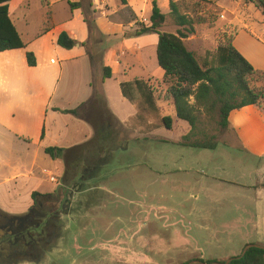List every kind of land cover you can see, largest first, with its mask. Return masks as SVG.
Here are the masks:
<instances>
[{
	"label": "rangeland",
	"instance_id": "374dc122",
	"mask_svg": "<svg viewBox=\"0 0 264 264\" xmlns=\"http://www.w3.org/2000/svg\"><path fill=\"white\" fill-rule=\"evenodd\" d=\"M76 1L12 0L11 18L27 49L10 53V58L0 54V60L8 59L0 69L1 78L16 65L13 80L0 85V197L4 205L24 212L33 193L54 191L51 176L61 181L67 174L72 182L84 175L88 192L77 214V226L66 233L51 264L223 262L240 255L247 245L264 246V155L253 150L264 146V116H250L248 126L241 121L250 145L232 127L221 130L206 116L201 117L198 137L216 136V149L181 145L191 127L177 118L174 109L158 107L159 99H165L166 84L149 85L157 112L137 90L129 91L131 99L121 88L136 79L148 83V76L160 69L157 45L142 40H153L156 35L137 36L136 32L148 25L155 1L168 14L169 0H127V5L104 0L94 8L90 6L93 0ZM174 1L195 22L207 20L196 23L194 33L184 40L200 63L226 38L235 39L238 28L248 31V27L261 46L243 39L237 50H245L264 67L263 7L247 0ZM71 2L78 8L72 9ZM161 31L176 34L178 27L170 19ZM62 32L77 39L73 49L57 44ZM27 52L35 54L36 67L28 65ZM121 53L124 56L117 66L116 56ZM19 54L26 65L12 60ZM91 59L114 68L113 79L105 82L121 88L126 99L123 110H132L127 127L141 128L144 137L140 141L131 140L129 130L120 128L109 114L97 121L95 138L86 139L89 130L71 111L89 96ZM94 79L95 99L100 100L99 79ZM109 96L114 98L110 106L117 108L120 99L113 93ZM41 109L56 112L47 120L56 131L54 138L61 134L65 148L77 147L64 155L65 162L52 159L39 145L45 121ZM82 115L92 119L89 110ZM167 116L173 120L171 128L164 123ZM106 121L112 127L104 133ZM85 139L84 145L75 146ZM15 185L23 190L9 196V188ZM30 190H34L31 196Z\"/></svg>",
	"mask_w": 264,
	"mask_h": 264
},
{
	"label": "trees",
	"instance_id": "16d2710c",
	"mask_svg": "<svg viewBox=\"0 0 264 264\" xmlns=\"http://www.w3.org/2000/svg\"><path fill=\"white\" fill-rule=\"evenodd\" d=\"M198 1L212 3L208 0ZM247 1L264 8L262 1L259 2L261 4L257 3V0ZM121 2L124 5L128 4L127 0ZM11 3L12 0H0V53L27 49V44L11 18ZM169 3L170 12L164 14L155 1L149 26L143 24L136 35L157 34L159 37L157 59L160 68L164 71V83L167 85L165 98L173 102L177 118L187 122L191 127L190 133L183 137L180 144L214 150L217 147L216 136L198 137L202 135L201 117L206 116L215 122L219 129L228 130L231 127L229 118L234 111L253 106L264 116V70L255 68L237 50L233 44L234 37L222 41L215 52H207L206 59L200 63L196 54L187 48L184 40L189 34L194 33V25L206 23V18H200L195 22L182 13L179 2L169 0ZM69 4L72 9H77L79 6L74 3ZM170 19L178 27L176 34L161 31ZM57 44L66 50H71L77 41L66 32H62ZM26 59L30 67L37 66L34 53L27 52ZM111 77V69L105 67L103 79ZM121 88L124 96H130L131 99L129 91L137 90L149 108L157 112L154 92L146 81L136 79L132 83L121 84ZM71 112L77 115L76 110ZM163 120L168 128L172 127L173 121L170 117H165ZM65 151L59 147H48L45 149V154L56 160L63 158ZM37 196L39 193H33V200ZM230 264H264V249L251 248L242 259L234 260Z\"/></svg>",
	"mask_w": 264,
	"mask_h": 264
},
{
	"label": "crops",
	"instance_id": "0c3cea01",
	"mask_svg": "<svg viewBox=\"0 0 264 264\" xmlns=\"http://www.w3.org/2000/svg\"><path fill=\"white\" fill-rule=\"evenodd\" d=\"M80 1L81 0H77L76 2H80ZM101 3H104V0H93V2L90 3V6L92 8H94L98 4L101 5ZM146 24H148V26H149V20L146 21ZM245 28H247L248 31L244 30L243 28H238L237 34H236L235 39H234V46L236 48H238V43L240 41H242L243 39L247 40L248 44H252L253 46H261L260 42L254 36H252L249 33L250 28H248V27H245ZM155 35L156 36L154 37L153 40H152V37H151V39H142V40H146L145 43H154V44H156L158 46L159 37H158L157 34H155ZM139 39H140V37H139ZM75 40L77 41V39H75ZM15 51H21V50L8 51V52H5V53H0V54H9L8 58H10V53L15 52ZM239 51H241V53L250 61V63L253 66H255V68L264 70V67L259 66L253 60H251V58H250L251 56H249L248 53L245 50L239 49ZM123 56H124V53L117 54V56H116V65L117 66L119 65V60ZM12 60L13 61L16 60L18 65H19V61L22 60V62H24V64L26 65V63L24 61V57H22L21 54H19V56L16 55V56L12 57ZM7 61H8V59L6 61L5 60H0V69L5 68V64H6ZM21 63H20V67H22ZM11 65H13V62L11 63ZM90 65H91L90 68H89L90 69V77H92V80L90 78V81L88 82V87H87L89 96H88V98H87V100L85 102H82V101L78 102L77 105H76L77 108L75 109L77 111V116H78L79 120L81 122H83L85 124V126L87 127V129L89 130V136L91 135L90 139H89V136L86 139L87 140H91L93 137L95 138L97 121L102 119V118L107 117V115L109 114L110 117L114 119V121L116 122V124L120 128H122L124 131L125 130H129V132H130L129 136L131 138L133 137L131 140H134V142L135 141H140L141 138L144 137L143 136L144 134L142 133L141 128L140 127H136V128L134 127V129H132V128H128L127 127V123H128L127 121L131 118L130 112L132 110L129 109V112L127 110H123L124 106H125V103H126V101H125L126 99L123 97L122 92H121V88H120V83L121 82H118V87L120 89H117V87L110 86V84L105 82V80L103 79V69L105 67H109L111 69L112 77H111V79H108V80H112L113 76L115 75L114 68L111 65H108L107 62H99V63H97V60H93V59L90 60ZM158 66H159V64H158ZM12 67L13 68H10L11 74L3 72L2 78L0 77V85L5 86V84L10 83L13 80V75H14V72L16 70V65L14 64ZM101 74H102V76H101ZM95 77H97L99 79V86L101 88L100 92L102 94V97L100 98V100L95 99V92L97 91L96 84H95V80H97V79H94ZM148 84L150 86L157 85V88H158L159 84H161V86L164 87L165 86V83H164V71L161 68L158 69V70L153 71L152 75L148 76ZM111 93H113L114 96L116 94V96H117L116 99H118V98L120 99V101H116V104H118V106H116L117 108H114L113 106H110V103L114 102V98L109 96V94H111ZM119 96H122V97H119ZM159 100L160 101L158 103L159 104L158 107H160L161 110L167 111V110H170V109H174V111L176 113L175 106H174V104H173V102L171 100H166V98L165 99H159ZM47 108H49V107H47ZM47 110H48V112H47ZM85 110H89V112L91 113V116H92L91 120L82 115V113H84ZM50 113L53 114V117L56 116V112L55 111L53 112V110L46 109V110L42 111V109H41V115H42V117L44 118L45 121H44V125L41 126V129H40V136H39V145H40V147H42V149L44 151L48 147L63 148V149L66 150L64 155L67 152H69V151L75 150V148H77V147L65 148L63 146L62 143H64L65 141H64V139H62V135L61 134H59L58 137L54 138L53 133L56 132V131L53 128H50V125L47 122V120L49 119L48 117H49ZM131 115L135 116V112H133ZM176 116H177V114H176ZM250 116H255V117H259L260 116V119H263L262 118L263 116L260 113V111L258 109H256L255 107H253V106L245 107V108H243L240 111H234V112L231 113L230 118H229L230 119V123H231V127L233 129H235V131L237 132L240 140L242 139L243 142L248 144V145H250V143L245 138L246 134L243 131L244 130V126H243L241 121L246 123V126H248L249 124H247V123L249 122L248 119H249ZM167 117H170V116H167ZM110 127H112V125L109 122L106 121L103 124L102 131L104 133H106V131H108V129H110ZM43 131H44V135H43ZM42 135H43V137H42ZM86 139L83 140L82 142H80L79 144H76L75 146L84 145L85 142H87ZM253 150L259 155H264V146L259 147V148H255ZM58 160L64 161V156H63V158L58 159ZM19 175L14 176V177H18ZM57 188H58V184L54 183V190L57 189ZM16 190H18V192L19 191L21 192L23 190V187L22 186H19V187L17 186L16 187V185H15V187H10L7 193H8L9 196H11V194L13 192L15 193ZM33 192H34V190H30L29 195L31 196ZM4 201H5V199L0 197V210L2 212H4V213L14 214V215L26 212L33 205V199H32V197H30L29 202H27V205H26V208H25L24 212H20L19 210H16L14 208H10V207L5 206L4 205Z\"/></svg>",
	"mask_w": 264,
	"mask_h": 264
},
{
	"label": "flooded vegetation",
	"instance_id": "af4514ba",
	"mask_svg": "<svg viewBox=\"0 0 264 264\" xmlns=\"http://www.w3.org/2000/svg\"><path fill=\"white\" fill-rule=\"evenodd\" d=\"M99 163L95 166H99ZM69 182L67 174L52 193L39 194L24 213L0 210V264H51L65 243L66 233L77 226L84 207L86 181Z\"/></svg>",
	"mask_w": 264,
	"mask_h": 264
},
{
	"label": "water",
	"instance_id": "95a60500",
	"mask_svg": "<svg viewBox=\"0 0 264 264\" xmlns=\"http://www.w3.org/2000/svg\"><path fill=\"white\" fill-rule=\"evenodd\" d=\"M251 248H260V249H264V246H262V245H255V244L247 245V246L243 249L242 253H241L239 256H237V257H233V258H230V259H228L227 261H225L224 263H222V262L206 263V262H202V261H200V260H195V261H191V262H189V263H187V264H230V263H231L232 261H234V260H240V259H242V258L245 256V254L247 253V251H248L249 249H251Z\"/></svg>",
	"mask_w": 264,
	"mask_h": 264
},
{
	"label": "built area",
	"instance_id": "2783aa9c",
	"mask_svg": "<svg viewBox=\"0 0 264 264\" xmlns=\"http://www.w3.org/2000/svg\"><path fill=\"white\" fill-rule=\"evenodd\" d=\"M50 181H51L52 183H58V177H56V176H51V177H50Z\"/></svg>",
	"mask_w": 264,
	"mask_h": 264
}]
</instances>
